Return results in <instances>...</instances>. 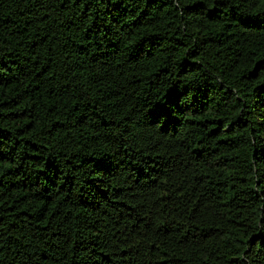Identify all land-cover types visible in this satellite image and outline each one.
Returning a JSON list of instances; mask_svg holds the SVG:
<instances>
[{"label": "trees", "instance_id": "16d2710c", "mask_svg": "<svg viewBox=\"0 0 264 264\" xmlns=\"http://www.w3.org/2000/svg\"><path fill=\"white\" fill-rule=\"evenodd\" d=\"M0 264H264V0H0Z\"/></svg>", "mask_w": 264, "mask_h": 264}]
</instances>
